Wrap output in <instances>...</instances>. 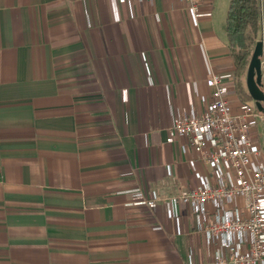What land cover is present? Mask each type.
<instances>
[{
    "label": "crops",
    "instance_id": "1",
    "mask_svg": "<svg viewBox=\"0 0 264 264\" xmlns=\"http://www.w3.org/2000/svg\"><path fill=\"white\" fill-rule=\"evenodd\" d=\"M229 2L0 0V264H210L171 126L234 76Z\"/></svg>",
    "mask_w": 264,
    "mask_h": 264
},
{
    "label": "built area",
    "instance_id": "2",
    "mask_svg": "<svg viewBox=\"0 0 264 264\" xmlns=\"http://www.w3.org/2000/svg\"><path fill=\"white\" fill-rule=\"evenodd\" d=\"M184 1L195 19L203 15L199 0ZM206 84V108L200 115L176 116L171 133L185 136L210 162L214 180L184 189L175 199L195 212L196 230L213 247L210 264H264V151L253 144L264 110L254 99L238 97L234 77L211 73ZM156 201L153 196L147 204L154 207Z\"/></svg>",
    "mask_w": 264,
    "mask_h": 264
},
{
    "label": "trees",
    "instance_id": "3",
    "mask_svg": "<svg viewBox=\"0 0 264 264\" xmlns=\"http://www.w3.org/2000/svg\"><path fill=\"white\" fill-rule=\"evenodd\" d=\"M263 6L261 0H230L226 16V37L230 55L235 65L234 82L236 94L242 100L250 99L244 88L241 75L247 63V45L250 31L255 38L261 31ZM262 86V85H261Z\"/></svg>",
    "mask_w": 264,
    "mask_h": 264
},
{
    "label": "water",
    "instance_id": "4",
    "mask_svg": "<svg viewBox=\"0 0 264 264\" xmlns=\"http://www.w3.org/2000/svg\"><path fill=\"white\" fill-rule=\"evenodd\" d=\"M263 6V20H264V0H262ZM264 56V41H258L253 49L251 57L248 62L245 85L247 93L250 98L254 99L259 110H264L262 102L264 101V91L261 88L264 64L261 59Z\"/></svg>",
    "mask_w": 264,
    "mask_h": 264
},
{
    "label": "rangeland",
    "instance_id": "5",
    "mask_svg": "<svg viewBox=\"0 0 264 264\" xmlns=\"http://www.w3.org/2000/svg\"><path fill=\"white\" fill-rule=\"evenodd\" d=\"M247 35L249 37L248 40H247V45H248V48H249L250 51H249V55H248V58H247V63L245 65V67L243 69V72H242V75H241V81H242V84H243V86H244L245 89H246V85H245V74H246V70H247V66H248L249 59L251 57V54L253 52V49H254L256 43L258 41H261V40L264 41V20L262 22L261 31L259 32V34L255 38H252V34H251L250 31L247 32ZM261 59L264 61V56ZM253 144L256 147H259V148H261L264 151V119H262L261 121H259L258 127H257V129L255 130V132L253 134ZM206 246H207V244L205 245V243H204L203 249H204L205 256H206V252H207Z\"/></svg>",
    "mask_w": 264,
    "mask_h": 264
}]
</instances>
